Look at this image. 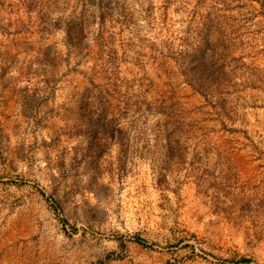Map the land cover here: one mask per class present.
<instances>
[{
    "label": "rangeland",
    "instance_id": "obj_1",
    "mask_svg": "<svg viewBox=\"0 0 264 264\" xmlns=\"http://www.w3.org/2000/svg\"><path fill=\"white\" fill-rule=\"evenodd\" d=\"M0 264H264V0H0Z\"/></svg>",
    "mask_w": 264,
    "mask_h": 264
}]
</instances>
